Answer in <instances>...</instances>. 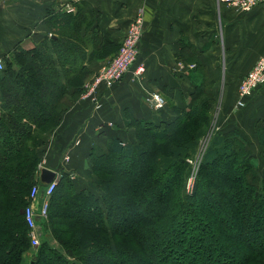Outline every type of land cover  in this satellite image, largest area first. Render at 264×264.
Returning a JSON list of instances; mask_svg holds the SVG:
<instances>
[{
    "label": "trees",
    "instance_id": "obj_1",
    "mask_svg": "<svg viewBox=\"0 0 264 264\" xmlns=\"http://www.w3.org/2000/svg\"><path fill=\"white\" fill-rule=\"evenodd\" d=\"M98 22L79 6L50 9L49 33L1 57L0 264H264V116L251 122L253 142L231 115L221 122L218 113L185 189L187 160L218 99L203 67L185 106L166 103L155 118L130 117L133 141L108 135L105 150L93 142L88 163L77 168L83 183L57 170L41 230L61 249L45 239L31 249L23 209L45 137L78 98L90 62L118 48Z\"/></svg>",
    "mask_w": 264,
    "mask_h": 264
},
{
    "label": "crops",
    "instance_id": "obj_2",
    "mask_svg": "<svg viewBox=\"0 0 264 264\" xmlns=\"http://www.w3.org/2000/svg\"><path fill=\"white\" fill-rule=\"evenodd\" d=\"M67 5L71 12L79 6L98 16L99 29L115 43L127 23L141 14L144 29L137 63L143 69L135 75L133 65L119 80L98 88L93 100L96 106L79 97L68 106L56 131L45 137L42 165L58 174L65 165L55 157L74 156L76 161L68 165L79 168L87 161L93 142L105 150L108 135L118 136L121 142L133 141L130 117L159 115L146 94L155 91L169 106H185L199 79L198 67L206 68L213 79L221 122L231 115L255 141L250 128L255 118L264 116V84L241 111L233 106L237 81L264 54V11L260 7L238 11L218 0H0V58L13 45L31 47L49 33L46 12L65 10ZM102 62H90V72ZM79 155H83L81 162Z\"/></svg>",
    "mask_w": 264,
    "mask_h": 264
},
{
    "label": "built area",
    "instance_id": "obj_3",
    "mask_svg": "<svg viewBox=\"0 0 264 264\" xmlns=\"http://www.w3.org/2000/svg\"><path fill=\"white\" fill-rule=\"evenodd\" d=\"M227 6L233 7L235 10L244 11L249 10L252 7H260L264 11V0H218ZM66 11H71L72 7L67 5L65 7ZM143 30V20L141 14L137 13L129 22L126 27V31L120 41L118 50L115 54L104 62L99 69L96 70L95 75L90 82H86L84 86L86 87L84 93L81 96H89L97 87L96 85L102 84L103 86H109L111 83L119 80V78L127 72L128 67L133 63V73L139 75L142 72L141 63H137V54L139 50V38ZM135 62V63H134ZM2 66V61L0 59V67ZM237 90H236V100L234 107H240L244 104V98L249 94L253 88L261 83H264V56L258 57L252 64L246 73L238 80ZM89 86V87H88ZM95 99V94H92L90 101L94 105H98ZM145 99L151 101L152 107L161 108L165 103L164 98H162L157 92L149 91ZM198 148V147H197ZM196 153V152H195ZM196 156V154H195ZM195 156L189 158L187 161L191 165L192 171L187 177L188 191L192 188L193 175L196 170L198 161H196ZM201 156V155H200ZM64 155L63 158H66ZM195 158V159H194ZM200 159V157H199ZM41 165L38 164V168ZM39 174V173H38ZM57 174L51 179V181L43 183L39 180L30 185L28 191V203L24 206L23 216L27 225V234L29 239V244L36 246L38 239L42 233L41 223L46 219V212L48 208V198L52 193L53 186L56 183ZM190 180V182H189ZM190 188V189H189Z\"/></svg>",
    "mask_w": 264,
    "mask_h": 264
},
{
    "label": "rangeland",
    "instance_id": "obj_4",
    "mask_svg": "<svg viewBox=\"0 0 264 264\" xmlns=\"http://www.w3.org/2000/svg\"><path fill=\"white\" fill-rule=\"evenodd\" d=\"M127 25H128V23H127ZM127 25H126V27H127ZM126 27H125V31H126ZM144 29V28H143ZM125 31H124V33H125ZM142 32H143V30H142ZM124 33H123V35H124ZM142 34V33H141ZM123 35H122V37H123ZM141 36V35H140ZM122 37H121V39H122ZM121 39H120V41H121ZM120 41L118 42L119 44H118V46L121 44L120 43ZM117 50H118V48H117ZM116 50V51H117ZM115 51V52H116ZM115 52H114V54H115ZM114 54H112L111 56H109V57H106V58H104V62H106L108 59H110ZM260 56H264V54H262V55H260ZM260 58V57H259ZM1 59V58H0ZM1 61H2V59H1ZM104 62H102L99 66H98V68L97 69H99L100 68V66L101 65H103L104 64ZM136 62H138V60L136 61ZM255 62V61H254ZM253 62V63H254ZM2 65H3V61H2ZM133 65H135V64H131L129 67H128V69H127V71L130 69V68H133ZM252 66V65H251ZM251 66H250V68H251ZM97 69H95V71L94 72H91V74H90V76L89 77H87L83 82H82V87H83V89H82V91L79 93V95H78V97L79 98H81V99H84V101H86V100H90V97H91V95L92 94H95V92L97 91V89L98 88H100V87H102L103 85L102 84H98V85H96L97 87L95 88V90L89 95V96H81V94L82 93H84V91H85V89H86V87L84 86V84L86 83V82H90L91 81V79L93 78V76L95 75V73H96V70ZM249 69V68H248ZM247 69V70H248ZM246 70V71H247ZM246 73V72H245ZM244 73V74H245ZM243 74V75H244ZM242 75V76H243ZM241 76V77H242ZM237 82H239V81H237ZM238 85V84H237ZM89 87V86H88ZM105 87V86H104ZM236 90H237V87H236ZM219 97H218V99H217V102H216V104H214V106L212 107V109H211V111H212V113H211V119H210V123H209V125H210V127H209V129H208V131L203 135V136H201L198 140V148H197V150H196V156H195V158H196V161H198L199 160V157H200V155H201V153L203 152V150H204V148H205V146H206V142H207V138H208V135H209V132L211 131V129L214 127V124H215V122H217V120H216V118H217V113H218V109H219ZM235 100H236V98H235ZM234 103H235V101H234ZM164 104H166V101H165V103ZM163 104V105H164ZM233 108H234V106H233ZM235 108H238V107H235ZM217 127V126H216ZM60 144V143H59ZM67 144V143H66ZM46 154H45V152H43V154H42V156H45ZM63 156V155H62ZM80 156V155H79ZM79 156H77V158L79 157ZM194 158V159H195ZM42 159H46V158H42ZM55 159H59V163L61 162V161H63L64 162V165H65V168H66V170L70 173V176L71 177H73V179L75 180V182H81V183H83L84 181H85V176H84V174H83V172H78L79 170L77 169V167L76 166H70V165H68V162L71 164L73 161H76L75 159V157L73 156V157H66V158H63V157H55ZM79 160H80V162L83 160V155L82 156H80L79 158H78ZM47 160V159H46ZM88 160V159H87ZM41 162V161H40ZM88 162L87 161H85V163L83 164V165H86ZM38 164H40V165H42V162L41 163H38ZM82 167H84V166H82V165H80L79 166V168H80V170H82L81 168ZM189 182H190V180H189ZM185 189H187V186H190V185H188V180L186 179L185 180ZM192 185H193V182H192ZM190 189V188H189ZM48 209V208H47ZM45 220H47V212H46V219ZM42 233H41V235H40V237H39V239H38V243H37V245L39 244V242L40 241H42V240H46V242L48 243V244H51L53 247L55 246L56 248H58V249H61V246L55 241V239L54 238H51V234H50V232H49V230H47L46 228H43L42 227ZM30 245V244H29ZM30 247H31V249L32 250H34V247L35 246H32V245H30ZM26 262V261H25ZM24 262V263H25ZM26 264V263H25Z\"/></svg>",
    "mask_w": 264,
    "mask_h": 264
},
{
    "label": "water",
    "instance_id": "obj_5",
    "mask_svg": "<svg viewBox=\"0 0 264 264\" xmlns=\"http://www.w3.org/2000/svg\"><path fill=\"white\" fill-rule=\"evenodd\" d=\"M38 173V178L43 183L51 181V179L56 175L53 169H49L44 165H41L38 168Z\"/></svg>",
    "mask_w": 264,
    "mask_h": 264
}]
</instances>
